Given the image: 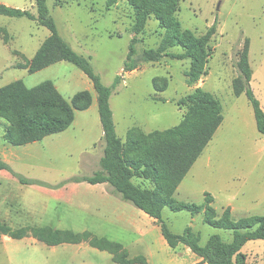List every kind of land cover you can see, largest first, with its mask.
Listing matches in <instances>:
<instances>
[{
  "label": "rangeland",
  "instance_id": "obj_1",
  "mask_svg": "<svg viewBox=\"0 0 264 264\" xmlns=\"http://www.w3.org/2000/svg\"><path fill=\"white\" fill-rule=\"evenodd\" d=\"M0 4L36 14V0H0ZM47 7L64 40L90 58L103 84L113 88L110 105L116 132L123 141L130 130L150 133L179 125L187 109L178 103L195 89L214 95L222 106L224 121L174 199L202 205L205 194L210 193L218 218L229 204L235 221L264 214V136L257 129L248 97L235 96L232 85L238 76L239 53L248 38L253 71L250 88L264 106V0L180 1L176 16L184 29L203 35L217 23L207 75L195 85H189L184 75L189 60L164 57L155 63L142 61L144 51L158 49L165 30L151 16L136 32L137 14L125 0L111 7L107 0H47ZM49 35L36 21L0 15V88L17 80L30 88L52 81L67 100L88 91L93 102L88 110L75 112V121L66 131L21 147L3 139L10 124L0 119V161L11 168L0 171V222L29 230L20 240L0 233V264H120L116 261L125 257L136 264H199L188 247L170 248L145 213L124 201L108 184L69 182L100 170L105 143L97 95L81 70L67 62L34 74L24 68ZM134 38L139 67L125 72ZM169 52L181 53L182 49ZM120 75L121 82L113 87ZM156 86L165 87V91H156ZM18 177L34 183L23 185ZM203 217L170 208L163 211L174 234H182L190 226L200 233L202 246L212 235L232 241L231 231L204 224ZM37 228L70 231L83 239L79 244L47 246L33 236L32 230ZM95 238L122 244L120 249L100 250L91 245ZM242 252L248 264H264V241H249Z\"/></svg>",
  "mask_w": 264,
  "mask_h": 264
},
{
  "label": "trees",
  "instance_id": "obj_2",
  "mask_svg": "<svg viewBox=\"0 0 264 264\" xmlns=\"http://www.w3.org/2000/svg\"><path fill=\"white\" fill-rule=\"evenodd\" d=\"M121 0H107L109 7ZM137 14V29L140 32L149 17L154 16L165 30L158 49L144 51L142 61L159 62L164 57L189 60L190 67L184 72L189 85L197 84L207 75L212 57L210 44L217 33L215 22L203 35L184 29L176 14L181 0H125ZM0 15L36 21L49 30L50 35L41 44L34 57L24 66L30 74L42 71L54 64L67 62L81 70L92 82L97 95L98 113L103 130L104 148L100 159V170L92 176L76 177L69 182H86L91 185L108 184L124 201L131 203L155 220L168 246L176 249L188 247L202 260V264H248L242 252L249 241H264V214L251 215L233 220L232 209H224L218 218L213 207L214 197L205 194L202 205L179 202L174 199L179 186L196 161L212 141L224 121L219 100L203 88H197L179 101L187 112L182 122L170 129L150 133L130 130L123 141L116 132L110 98L113 88L103 84L96 74L91 59L75 51L60 35L55 21L49 16L47 0H36V14L29 10L12 8L0 4ZM135 38L132 40L124 71L133 72L138 66L135 60ZM181 48V53H170V49ZM250 40L244 41L236 62L238 76L233 80L234 95L246 94L254 111L258 131L264 136V110L255 97L250 83L253 71L249 61ZM122 80L118 76L114 86ZM163 92L165 87H157ZM93 98L88 91L76 93L67 100L52 81L35 87H27L22 80L11 82L0 88V119L10 125L5 127L3 139L14 147L43 141L48 136L69 129L76 118V111H86L92 106ZM10 166L0 161V171H10ZM23 185H33L22 177ZM136 180L139 183H136ZM150 183L145 187L144 183ZM165 208L173 212L186 211L192 216L203 214V222L213 228L231 231L232 241L225 242L220 236L212 235L201 245V235L188 226L182 234H174L163 218ZM28 229H13L0 222V233L14 240L26 237ZM33 236L47 246L62 243L79 244L83 236L70 231L51 228L32 230ZM91 245L100 250L110 247L120 249V244L106 239H92ZM120 264H136L134 259L116 261Z\"/></svg>",
  "mask_w": 264,
  "mask_h": 264
},
{
  "label": "crops",
  "instance_id": "obj_3",
  "mask_svg": "<svg viewBox=\"0 0 264 264\" xmlns=\"http://www.w3.org/2000/svg\"><path fill=\"white\" fill-rule=\"evenodd\" d=\"M112 108V107H111ZM262 108H263V110H264V106L262 105ZM113 117H114V115H113ZM153 131H155V130H153ZM231 206H233L232 204H229V206L228 207H231ZM232 209V211L234 210L233 208H231ZM146 215V214H145ZM147 216V215H146ZM147 218V220H148V222H150V225H151V227H158L159 228V230L161 231V229H160V227L158 226V224L155 222V220H153L152 218H150L149 216H147L146 217ZM150 231V230H149ZM162 234V233H161ZM156 235V237H158L157 236V234H155ZM162 238H164V237H162ZM159 240L161 241V237L159 238ZM114 242H117V243H121V242H118V241H115V240H113ZM122 244V243H121ZM197 263H199V264H202V260L200 259V258H198V261H197Z\"/></svg>",
  "mask_w": 264,
  "mask_h": 264
},
{
  "label": "water",
  "instance_id": "obj_4",
  "mask_svg": "<svg viewBox=\"0 0 264 264\" xmlns=\"http://www.w3.org/2000/svg\"><path fill=\"white\" fill-rule=\"evenodd\" d=\"M218 10H219V7H218Z\"/></svg>",
  "mask_w": 264,
  "mask_h": 264
}]
</instances>
